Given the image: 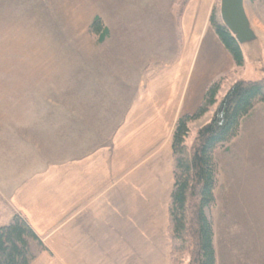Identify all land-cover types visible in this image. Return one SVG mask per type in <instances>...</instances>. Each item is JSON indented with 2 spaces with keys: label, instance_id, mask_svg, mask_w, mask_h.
Masks as SVG:
<instances>
[{
  "label": "crops",
  "instance_id": "0c3cea01",
  "mask_svg": "<svg viewBox=\"0 0 264 264\" xmlns=\"http://www.w3.org/2000/svg\"><path fill=\"white\" fill-rule=\"evenodd\" d=\"M117 1L82 32L39 18L11 58L23 19L0 23V226L27 220L43 244L31 264H170L175 125L235 69L210 25L216 0H188L178 24L176 0ZM97 15L102 43L89 31ZM259 115L264 103L239 135L264 139ZM237 138L218 167L250 163Z\"/></svg>",
  "mask_w": 264,
  "mask_h": 264
},
{
  "label": "trees",
  "instance_id": "16d2710c",
  "mask_svg": "<svg viewBox=\"0 0 264 264\" xmlns=\"http://www.w3.org/2000/svg\"><path fill=\"white\" fill-rule=\"evenodd\" d=\"M187 1L180 0L177 4L179 19ZM210 25L235 66H245V50L222 20L220 0L212 10ZM89 31L99 43L110 36L109 27L99 15L94 17ZM221 84L222 79H217L207 86L198 109L179 117L172 135L174 187L169 205L170 264H183L185 252L189 254L186 264H218L214 224L208 213L217 203L216 152L229 148L240 133L242 120L256 105L264 103V78L239 80L220 99ZM215 105L211 120L198 129L189 144L190 123ZM42 249L40 238L21 215L16 214L10 223L0 226V264H31Z\"/></svg>",
  "mask_w": 264,
  "mask_h": 264
},
{
  "label": "rangeland",
  "instance_id": "374dc122",
  "mask_svg": "<svg viewBox=\"0 0 264 264\" xmlns=\"http://www.w3.org/2000/svg\"><path fill=\"white\" fill-rule=\"evenodd\" d=\"M115 1L117 0H0V23L2 21V26L5 23H3V18L7 14H12V18L7 20V26L12 25L11 21L15 23L16 19L18 21L23 19L25 33L24 44L20 47L5 48V57H16L18 52L31 43L26 35L32 31H29L32 25L38 24L39 18H54L55 26H63L64 21L67 24V21L70 20V25L76 27L77 31L81 29L82 32L90 17L96 13L104 12L106 5H111ZM179 1L176 0L174 7L177 24L179 22L177 16ZM217 2L219 0H216L213 9ZM246 9L259 34L258 40L250 46L249 54H246L245 66H235V69L229 74L218 78L222 79L220 99L239 80L264 78V0H246ZM93 37L96 39L95 36ZM16 48L20 50L15 51ZM216 107L217 105L210 108L202 120L200 118L191 122L192 126L190 123L191 134L187 140L189 144L193 141L198 129L206 124L205 122L208 123L211 120ZM258 118L264 122L261 115ZM237 137L241 142L243 140V154L245 149L248 150L250 147L253 150V155L250 158H245L250 163H243V167L238 163L232 169H228L226 160L219 162L217 203L208 211L214 224L217 263L264 264V139L258 141L253 139L254 136L244 138L243 133ZM222 154V149L216 152L217 157ZM228 170L232 171L231 174ZM247 176L248 180L244 183L243 179ZM1 212L0 207V216ZM188 255L187 252L182 254V257L186 258L183 264L188 262Z\"/></svg>",
  "mask_w": 264,
  "mask_h": 264
},
{
  "label": "water",
  "instance_id": "95a60500",
  "mask_svg": "<svg viewBox=\"0 0 264 264\" xmlns=\"http://www.w3.org/2000/svg\"><path fill=\"white\" fill-rule=\"evenodd\" d=\"M220 8L224 24L244 50L258 40L245 8V0H220Z\"/></svg>",
  "mask_w": 264,
  "mask_h": 264
}]
</instances>
